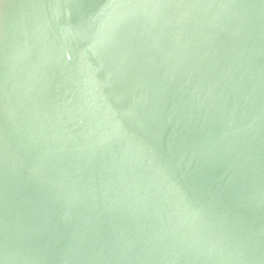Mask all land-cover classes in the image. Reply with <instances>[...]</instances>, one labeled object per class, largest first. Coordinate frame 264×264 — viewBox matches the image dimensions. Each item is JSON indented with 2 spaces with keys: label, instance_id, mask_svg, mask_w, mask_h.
Returning a JSON list of instances; mask_svg holds the SVG:
<instances>
[{
  "label": "water",
  "instance_id": "1",
  "mask_svg": "<svg viewBox=\"0 0 264 264\" xmlns=\"http://www.w3.org/2000/svg\"><path fill=\"white\" fill-rule=\"evenodd\" d=\"M0 264H264V0H0Z\"/></svg>",
  "mask_w": 264,
  "mask_h": 264
}]
</instances>
